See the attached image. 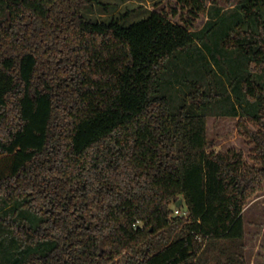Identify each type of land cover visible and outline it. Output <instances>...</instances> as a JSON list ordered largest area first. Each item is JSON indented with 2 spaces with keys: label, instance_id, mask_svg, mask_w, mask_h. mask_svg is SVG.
I'll return each mask as SVG.
<instances>
[{
  "label": "trees",
  "instance_id": "trees-1",
  "mask_svg": "<svg viewBox=\"0 0 264 264\" xmlns=\"http://www.w3.org/2000/svg\"><path fill=\"white\" fill-rule=\"evenodd\" d=\"M92 2L0 0V264H246L264 0H175L179 19L127 24ZM209 116L236 119L247 155L215 148Z\"/></svg>",
  "mask_w": 264,
  "mask_h": 264
},
{
  "label": "rangeland",
  "instance_id": "rangeland-1",
  "mask_svg": "<svg viewBox=\"0 0 264 264\" xmlns=\"http://www.w3.org/2000/svg\"><path fill=\"white\" fill-rule=\"evenodd\" d=\"M156 0H93V2L83 9V13L94 18H104L110 14L117 13L128 9V15L125 23H130L147 15V10L150 8L169 9L171 6H177L178 14L173 19H179L180 15H186V9L176 5L175 0H162L160 4L154 5ZM209 3V2H207ZM106 5V7H104ZM179 13H181L179 15ZM206 16L199 14L194 21V27H200L205 21ZM188 68V66H185ZM175 72L176 67H173ZM179 71H182L181 69ZM174 75H172L173 77ZM176 86L187 91V87L175 82ZM172 87V86H171ZM180 89L170 88V93L174 96L173 101L178 102L176 97L180 94ZM236 119L227 116H209L208 118V137L213 139L214 146L218 150H225L229 147L241 148L247 155L249 146L244 142L241 136L236 132ZM173 209L175 205L170 204ZM184 209V203L182 206ZM175 214V213H174ZM244 219V258L246 264H264V182L261 191L249 200L243 209ZM176 215V214H175Z\"/></svg>",
  "mask_w": 264,
  "mask_h": 264
},
{
  "label": "built area",
  "instance_id": "built-area-1",
  "mask_svg": "<svg viewBox=\"0 0 264 264\" xmlns=\"http://www.w3.org/2000/svg\"><path fill=\"white\" fill-rule=\"evenodd\" d=\"M174 213L176 215H186V210L185 209H182V207L180 206H175V209H174Z\"/></svg>",
  "mask_w": 264,
  "mask_h": 264
},
{
  "label": "water",
  "instance_id": "water-1",
  "mask_svg": "<svg viewBox=\"0 0 264 264\" xmlns=\"http://www.w3.org/2000/svg\"><path fill=\"white\" fill-rule=\"evenodd\" d=\"M181 203V199H179L177 202H176V205L179 206Z\"/></svg>",
  "mask_w": 264,
  "mask_h": 264
}]
</instances>
